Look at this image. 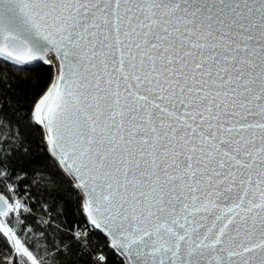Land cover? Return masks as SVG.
<instances>
[{
    "label": "snow or ice",
    "instance_id": "snow-or-ice-1",
    "mask_svg": "<svg viewBox=\"0 0 264 264\" xmlns=\"http://www.w3.org/2000/svg\"><path fill=\"white\" fill-rule=\"evenodd\" d=\"M0 264H264V0H0Z\"/></svg>",
    "mask_w": 264,
    "mask_h": 264
},
{
    "label": "trees",
    "instance_id": "trees-1",
    "mask_svg": "<svg viewBox=\"0 0 264 264\" xmlns=\"http://www.w3.org/2000/svg\"><path fill=\"white\" fill-rule=\"evenodd\" d=\"M47 79H48L47 72L41 71L39 74V83L36 84L35 87H33L29 90L28 96H33V97L36 96L41 91V89L45 86V84L47 83ZM22 103H23L25 108L28 107L27 98H24L22 100ZM67 211H68V219H69V221H71L72 220V206L71 205H69Z\"/></svg>",
    "mask_w": 264,
    "mask_h": 264
}]
</instances>
